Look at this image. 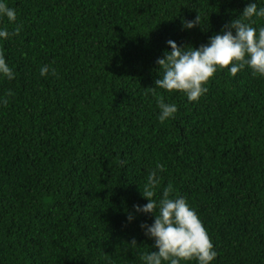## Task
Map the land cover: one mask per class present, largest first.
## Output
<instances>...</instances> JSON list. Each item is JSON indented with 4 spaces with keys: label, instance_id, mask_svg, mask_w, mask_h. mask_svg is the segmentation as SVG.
<instances>
[{
    "label": "trees",
    "instance_id": "16d2710c",
    "mask_svg": "<svg viewBox=\"0 0 264 264\" xmlns=\"http://www.w3.org/2000/svg\"><path fill=\"white\" fill-rule=\"evenodd\" d=\"M6 2L17 21L0 27L20 34L2 44L16 78L0 79V96L13 92L0 105V264H143L154 216L126 217L158 164L154 199L170 185L187 200L213 264H264V78L221 69L198 102L154 87L167 40L199 47L251 0ZM161 99L178 108L163 123Z\"/></svg>",
    "mask_w": 264,
    "mask_h": 264
},
{
    "label": "clouds",
    "instance_id": "9594fccd",
    "mask_svg": "<svg viewBox=\"0 0 264 264\" xmlns=\"http://www.w3.org/2000/svg\"><path fill=\"white\" fill-rule=\"evenodd\" d=\"M7 18L9 24L15 25L17 12L6 0H0V19ZM264 18V7H258L256 0H251L239 14L224 24L220 32L208 37V42L199 47L178 45L174 40H167L163 56L158 58L160 78L155 80V88L169 93H183L189 102H198L208 92L207 84L215 77L217 71L227 69L235 77L238 72L251 70L254 77L264 78V26H254L256 19ZM202 25L198 14L195 19L181 20L182 30H191ZM20 34V26L12 31L6 26L0 27V79L12 81L16 78L14 69L6 58L4 41ZM55 74L48 65L40 68V75L47 77L49 72ZM13 95L11 90L0 96V105L8 104L7 97ZM158 119L161 123L175 117L177 105L160 100ZM165 170L158 164L148 176L142 195L145 204H135L126 219L132 223L136 215L154 216L151 224L142 222L140 228L144 235L154 241L149 251L140 255L143 264H182L195 261L196 264H213L217 251L202 220L182 197H171L169 185L163 190L159 200L154 199L155 187L159 184L158 173ZM135 242V241H133Z\"/></svg>",
    "mask_w": 264,
    "mask_h": 264
}]
</instances>
